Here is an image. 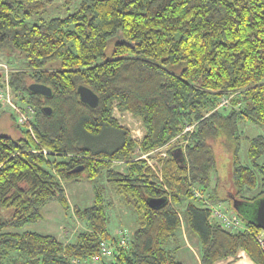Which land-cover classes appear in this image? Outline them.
Returning <instances> with one entry per match:
<instances>
[{
  "label": "trees",
  "instance_id": "1",
  "mask_svg": "<svg viewBox=\"0 0 264 264\" xmlns=\"http://www.w3.org/2000/svg\"><path fill=\"white\" fill-rule=\"evenodd\" d=\"M47 1L0 0V53L27 61L0 73V85L7 78L13 104L34 110L18 136L0 133V264H184L176 254L184 224L198 240L200 264L239 249L264 264L257 239L263 229L244 215L248 202L264 195V133L242 144L244 125L264 127V0H80L63 17L28 22ZM34 82L51 95L30 91ZM79 85L98 95L95 107L80 101ZM114 110L140 120L141 138H132ZM4 114L17 125L16 109L0 102ZM172 139L183 143L185 164L173 155L176 145L157 170L139 157ZM217 147L231 163L224 196ZM76 166L82 169L71 172ZM69 178L93 181L90 204L70 205ZM99 180L136 214L124 244L108 229L111 204ZM160 197L166 202L148 205ZM222 199L242 229L211 216V204ZM51 201L84 222L73 240L21 230L43 219ZM102 243L114 245L110 256L102 255Z\"/></svg>",
  "mask_w": 264,
  "mask_h": 264
},
{
  "label": "rangeland",
  "instance_id": "2",
  "mask_svg": "<svg viewBox=\"0 0 264 264\" xmlns=\"http://www.w3.org/2000/svg\"><path fill=\"white\" fill-rule=\"evenodd\" d=\"M80 0H48L47 7L44 12L33 15L28 18V22H39L41 20L49 19L50 17L59 16L63 17L66 14L75 10L79 5ZM111 48V47H110ZM110 50V49H109ZM8 66H6V65ZM27 61L24 57H18L10 52H1L0 53V73L7 74L9 70L26 68ZM8 69V70H7ZM20 102V101H19ZM24 104V103H22ZM114 117L117 119L120 125L125 126L132 138L139 139L143 134V127L140 120L133 116L129 112H119L114 110ZM17 124V123H16ZM24 125V124H23ZM18 124L15 125L14 122L9 118L7 114H4L0 117V133L5 135H10L16 137L19 135ZM244 140L243 145L247 136H252L256 134L264 133V127L257 126L253 124L244 125ZM170 143L167 147L160 148L156 151L143 152L140 154V158H144L146 163L156 167L157 160L165 155V150L168 147L175 146L178 142ZM181 143V142H180ZM183 143H181L182 145ZM155 150V149H154ZM151 152V153H150ZM148 153V154H144ZM144 154V155H142ZM142 155V156H141ZM217 155V177L219 180V193L224 196L226 189L231 190V163L228 153L222 148H216ZM244 156L243 149L241 151V157ZM260 162L264 163V155L260 158ZM159 162V161H158ZM160 165V164H159ZM118 171L122 172L124 169V163H118L114 166ZM102 186V193L106 198L107 202L111 205L108 207L107 212V224L108 229L112 235H116L118 232V237H121V234L124 232L125 237H129L133 228L135 227L136 214L133 211L132 207L127 203L126 199L119 195L109 182L105 180H99ZM93 181L89 180H74L66 179L64 180V185L66 187L67 196L71 206H85L92 202L93 200V190H92ZM224 192V193H223ZM217 203V202H216ZM221 205L225 208L227 213H232V208L230 202L226 199L221 200ZM43 219L39 220L36 223L28 224L24 226L21 230L28 229L34 230L41 233H52L62 242H67L73 240L75 235L86 228L83 221L79 220L73 211L65 210L60 203L57 201H51L44 205L42 208ZM184 223V222H183ZM184 232H181V241L188 240L189 243H195V237L188 231L186 225L182 227ZM193 238L194 242H191ZM109 242V241H108ZM184 247H181L176 251L177 257L180 258V253L183 257V254L187 252Z\"/></svg>",
  "mask_w": 264,
  "mask_h": 264
},
{
  "label": "built area",
  "instance_id": "3",
  "mask_svg": "<svg viewBox=\"0 0 264 264\" xmlns=\"http://www.w3.org/2000/svg\"><path fill=\"white\" fill-rule=\"evenodd\" d=\"M0 102L2 104H9L12 105L16 111V123L18 125H23L26 122H28L29 118L31 117L30 115H32V113L34 112L33 108L29 105H27L25 107V110L19 109L18 107H16L13 102H12V95L10 92V88L7 82V78H5L3 84L0 85ZM227 102L226 99L222 100V104H225ZM192 126L188 125L185 127L184 131L190 130ZM175 139V138H174ZM172 139V140H174ZM170 140V143H172L173 141ZM180 142H178L177 144H175L176 146H181L179 144ZM160 149V148H159ZM158 149L152 150V151H156ZM151 153V152H150ZM144 154H148V153H144ZM142 154V155H144ZM141 155V156H142ZM140 157V156H139ZM158 163L155 166H153L152 164L150 165L153 169L157 170L158 169ZM157 173V172H156ZM211 216L214 217L215 219H217L221 225L229 230H240L244 227L242 220L239 218V216L236 213H227L225 212V210L223 209L222 205L220 203H215V204H211ZM125 233L123 232L121 234V237L119 238V244H124L126 242V240L128 239L127 237H125ZM257 239L258 242L260 244V246L264 249V230H262L261 232H259V234L257 235ZM114 250V245L109 244V243H102L101 246V251H102V255L103 256H110L113 253ZM99 259L98 256H93L92 257V261L96 262Z\"/></svg>",
  "mask_w": 264,
  "mask_h": 264
},
{
  "label": "water",
  "instance_id": "4",
  "mask_svg": "<svg viewBox=\"0 0 264 264\" xmlns=\"http://www.w3.org/2000/svg\"><path fill=\"white\" fill-rule=\"evenodd\" d=\"M28 89L32 92H36L45 96L51 95V89L41 83H30ZM77 93L81 102L87 104L90 107H95L98 104V95L89 87L79 85L77 87ZM43 110L46 114L51 113L49 106H44ZM173 155L177 161L186 163L185 156L181 147H176L173 150ZM82 169V166H76L71 169V172H78ZM164 197L160 198H148L147 203L150 207L157 208L161 204L165 203ZM233 206L236 207V200L233 199ZM247 211L244 213L248 219H250L256 226L264 230V195L256 198L254 201L248 202Z\"/></svg>",
  "mask_w": 264,
  "mask_h": 264
},
{
  "label": "crops",
  "instance_id": "5",
  "mask_svg": "<svg viewBox=\"0 0 264 264\" xmlns=\"http://www.w3.org/2000/svg\"><path fill=\"white\" fill-rule=\"evenodd\" d=\"M194 237H195L194 238L195 239V243L194 244L193 243L192 244L189 243V241L187 239L183 240V241L180 240V246L177 249V251L181 247H184L185 250H188L187 252H185L183 254V257H182V255L180 253V258L179 259L184 264H200L199 243H198V240H197L196 236H194ZM191 240H192L191 242H194L193 238ZM213 264H255V263L246 254V252L244 250L239 249L235 256H228L226 258L217 259L216 261H214Z\"/></svg>",
  "mask_w": 264,
  "mask_h": 264
}]
</instances>
